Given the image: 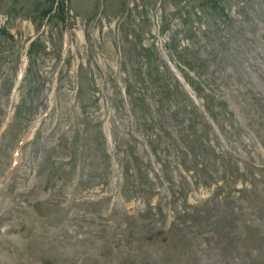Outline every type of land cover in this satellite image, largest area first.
Returning <instances> with one entry per match:
<instances>
[{
	"label": "rangeland",
	"instance_id": "obj_1",
	"mask_svg": "<svg viewBox=\"0 0 264 264\" xmlns=\"http://www.w3.org/2000/svg\"><path fill=\"white\" fill-rule=\"evenodd\" d=\"M39 4L0 0V264H264V0Z\"/></svg>",
	"mask_w": 264,
	"mask_h": 264
}]
</instances>
